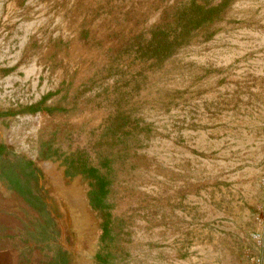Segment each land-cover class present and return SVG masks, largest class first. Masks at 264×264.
I'll return each instance as SVG.
<instances>
[{"label": "rangeland", "instance_id": "374dc122", "mask_svg": "<svg viewBox=\"0 0 264 264\" xmlns=\"http://www.w3.org/2000/svg\"><path fill=\"white\" fill-rule=\"evenodd\" d=\"M183 1L0 0L12 264H264V0L140 75L116 52Z\"/></svg>", "mask_w": 264, "mask_h": 264}, {"label": "trees", "instance_id": "16d2710c", "mask_svg": "<svg viewBox=\"0 0 264 264\" xmlns=\"http://www.w3.org/2000/svg\"><path fill=\"white\" fill-rule=\"evenodd\" d=\"M229 0H185L176 5L167 17L145 31L129 37L116 52L120 56L131 57L141 64L137 74L152 69L186 45L194 32L205 23L214 20L226 7ZM37 105H28L21 112H35ZM94 167H88L84 174L93 180L90 201L93 207L101 204L106 194L108 181L98 176Z\"/></svg>", "mask_w": 264, "mask_h": 264}, {"label": "crops", "instance_id": "0c3cea01", "mask_svg": "<svg viewBox=\"0 0 264 264\" xmlns=\"http://www.w3.org/2000/svg\"><path fill=\"white\" fill-rule=\"evenodd\" d=\"M11 202L12 197L0 191V264H12Z\"/></svg>", "mask_w": 264, "mask_h": 264}, {"label": "bare ground", "instance_id": "6f19581e", "mask_svg": "<svg viewBox=\"0 0 264 264\" xmlns=\"http://www.w3.org/2000/svg\"><path fill=\"white\" fill-rule=\"evenodd\" d=\"M11 136V135H10ZM10 139H12V137H10Z\"/></svg>", "mask_w": 264, "mask_h": 264}]
</instances>
